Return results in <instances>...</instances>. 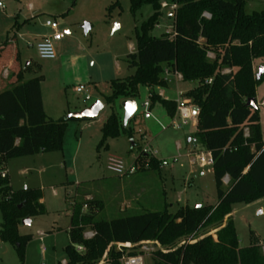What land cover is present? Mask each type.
Instances as JSON below:
<instances>
[{"label": "trees", "instance_id": "obj_1", "mask_svg": "<svg viewBox=\"0 0 264 264\" xmlns=\"http://www.w3.org/2000/svg\"><path fill=\"white\" fill-rule=\"evenodd\" d=\"M76 2L71 0L72 6ZM247 3L248 0H130L134 15L145 6H151L154 14L137 31V54L128 56L129 67L135 73L112 80L111 94L105 103L114 109L118 99L135 100L140 87H146L150 111L161 105L174 118L176 101H167L157 93L158 88L168 86L165 71L178 72L184 82L197 83L183 96L199 108L195 138L213 157L218 201L216 205L200 208L186 206L175 213L165 209L106 220L100 217L103 208L100 201L77 200L70 220V243L65 248L66 264H122L123 256L137 255L143 242H157L162 247L153 252V264H264V245L260 239L252 233L250 245L240 247L232 220L234 205L264 200L261 117L258 108L247 106L249 99L257 101V89L264 81V75L257 80L255 73L257 60L264 66V11L248 15ZM163 4L176 6L173 34L154 37L151 33L163 15ZM116 8L121 9L119 0L109 7V15ZM205 13L211 18H206ZM28 22L16 23L14 28L18 31ZM9 43L10 39L0 47V60ZM17 59L19 55L16 62ZM225 70L230 73H224ZM39 81H24L23 72L12 71L5 80V88L0 90V156L4 163L62 152L68 123L81 120L48 118L41 108ZM131 121L124 126L113 111L101 129L99 147L108 139L121 136L132 139ZM136 168L137 173L148 170L160 173L161 162L141 151ZM226 176L230 179L227 186L223 182ZM42 198L43 192L38 188L12 191L7 178L0 175V239L16 248L22 264L33 236L21 235L19 226L26 218L46 213ZM85 205L88 212H83ZM208 227H214L216 239L212 235L197 239L198 232ZM87 230L94 231L93 238H84ZM184 237L188 238L185 244L177 246ZM126 244L132 247L118 248Z\"/></svg>", "mask_w": 264, "mask_h": 264}, {"label": "rangeland", "instance_id": "obj_2", "mask_svg": "<svg viewBox=\"0 0 264 264\" xmlns=\"http://www.w3.org/2000/svg\"><path fill=\"white\" fill-rule=\"evenodd\" d=\"M119 1L121 9H113L109 15L108 9L115 0H77L75 6L71 0H0V47L10 39L0 60V90L5 88V71H9L5 79L12 71H21L24 81L40 80L41 108L50 119L67 118L97 101L104 106L95 119L68 123L62 152L15 158L9 160L8 165H0V172L9 171L14 190L38 188L43 191L46 213L35 218L31 225L19 226L21 235L33 236L25 249L24 264H63L67 261L68 228L77 200L100 201L103 205L100 217L106 220L165 209L175 213L186 206H209L218 201L211 165L202 168L200 164H190L194 157L193 145L188 140L195 138L197 119L177 129L172 126L177 117L170 118L161 105L151 110L149 116L144 109L149 99L146 87H140L135 99L138 110L130 123L133 138L108 139L99 147L101 129L112 112L124 120L123 98L115 102L114 109L105 103V98L111 94L110 82L135 73V69L129 67L128 56L137 54V31L140 32L141 26L154 14L151 6H145L134 15L130 0ZM162 9L158 26L151 33L154 37L174 29V20L169 15L171 9ZM261 11H264V0H248L246 14ZM47 19H56L62 31H70L62 43H57V58L51 61L41 60L35 48L37 37L51 32L43 28ZM27 20L29 22L18 31L14 28L16 23L23 24ZM87 26L90 31L86 33ZM16 55H19L18 63ZM260 64V60L255 62V73ZM194 84L181 83L177 89L171 80L162 91L168 99L178 101V91ZM81 85L87 88L90 101L84 102L85 95L74 91ZM257 102L264 133V81L257 89ZM148 143L157 151L156 158L167 160L169 167L160 168V173L148 170L124 177L107 170L110 156L121 159L126 167H136V160ZM178 143L181 150L177 149ZM175 158L177 162L173 163ZM88 211L89 208L85 212ZM232 220L240 247L250 245L252 233L264 245V200L234 205ZM1 222L0 213V230ZM215 233L214 227H208L200 230L196 238L212 235L216 239ZM187 240L182 238L177 246L184 245ZM150 248L162 247L154 243ZM139 252L138 247L136 254ZM152 254L145 256V264H153ZM0 264H22L16 248L1 239Z\"/></svg>", "mask_w": 264, "mask_h": 264}, {"label": "built area", "instance_id": "obj_3", "mask_svg": "<svg viewBox=\"0 0 264 264\" xmlns=\"http://www.w3.org/2000/svg\"><path fill=\"white\" fill-rule=\"evenodd\" d=\"M0 7H2V4L0 3ZM163 8H170L172 13L176 10V6H168L167 4H163ZM204 16L208 19L211 18V15L208 13H205ZM44 26L46 28H49L51 30V33L48 35L43 36L35 45L37 54L39 56V58L41 60H55L57 58V53H56V45L57 43L61 42L65 36L66 33L64 31L61 30L60 24L55 20V19H47L44 23ZM174 30V29H173ZM167 34H173V31H167ZM30 47H34L32 44H29ZM209 57L213 58L212 54H209ZM224 73H230V70H225ZM173 74V76L178 80V81H183V77L180 73L175 72V73H169L167 70L165 71V79L166 81L168 80V77ZM211 82V80H210ZM77 94L79 95H85V100L84 102L90 101L91 97L89 95V92L87 90V88L83 85L78 86L77 88H75L74 90ZM159 96L167 101H172L170 99H168V97L164 94V93H158ZM183 94H181L179 92V100L176 101L177 103V113L175 115V117H177V120H173L172 122V126L177 128V129H181L183 126H187L189 120L195 118V116L193 115V105L190 104V102L186 101V100H182ZM144 109L146 111V113H148L150 115V98L146 101V103L144 104ZM179 119V121H178ZM163 129L165 130L166 128L163 127ZM245 136L248 137L249 133L246 130L245 131ZM192 145H193V150H192V157H194V159L192 160V164L193 165H198L200 164V166H204V165H211L213 166L214 164V160L213 157L211 155V153H209L208 151H206L205 149H202L200 147V144L197 140V138H194L191 141ZM177 149H180V145H177ZM142 152L144 153V155L147 156H151V157H155L157 156V151L153 150L150 143H148V145L142 150ZM196 158V159H195ZM161 162V168H166L169 167L170 164L167 160H162ZM177 162V158H175L173 160V163ZM0 165H4V162L1 159L0 156ZM107 170L114 173L115 175H117L118 177H124L127 175H135L137 173V168L134 166H130V167H126L125 164L123 163V161L119 158L110 156L107 160ZM1 178L6 179L7 178V171H1L0 172ZM224 184L227 186L229 185L230 179L228 176H226L223 179ZM88 209V206L85 205L83 207V212H85ZM95 235L94 231L91 230H87L84 233V238L85 239H91L93 238ZM159 245L157 242H143L139 245L140 248V252L137 255H125L123 256V258L121 259L122 264H145V256L148 253H153L154 249H151L150 246L153 245L154 246ZM121 247H125V248H131L132 245L131 244H126V245H120L118 246V248L120 249ZM161 249V248H159ZM78 251H83L82 247H77ZM158 250V249H157ZM264 250V248H263ZM63 264H66L63 263Z\"/></svg>", "mask_w": 264, "mask_h": 264}, {"label": "water", "instance_id": "obj_4", "mask_svg": "<svg viewBox=\"0 0 264 264\" xmlns=\"http://www.w3.org/2000/svg\"><path fill=\"white\" fill-rule=\"evenodd\" d=\"M89 30H90V27L87 26L86 33ZM263 75H264V66H259L258 71H257V75H256L257 80H260ZM247 106L252 107L254 109L258 108L256 99H249L247 101ZM103 107H104L103 104L100 101H97L88 108H85V109H82L80 111H76V112L71 113L68 116V118L81 119V120L95 119L96 117H98V115H99L100 111L103 109ZM122 107L124 110L123 124H124V126H127L129 120L135 116V114L138 110V106H137V103L135 100H125L122 104ZM198 111H199V108L197 106H194L193 107V115L197 116ZM200 207H201V205L195 206V208H200ZM22 224L25 226L31 225L32 220L30 218H26L22 221Z\"/></svg>", "mask_w": 264, "mask_h": 264}, {"label": "crops", "instance_id": "obj_5", "mask_svg": "<svg viewBox=\"0 0 264 264\" xmlns=\"http://www.w3.org/2000/svg\"><path fill=\"white\" fill-rule=\"evenodd\" d=\"M169 15H170V17H172L173 16V14H171V13H169ZM56 20V19H55ZM43 28H46L45 26H43ZM46 29H49V28H46ZM51 31V30H50ZM90 31V30H89ZM88 31V32H89ZM64 32L66 33V34H69L70 33V31L68 30V29H65L64 30ZM51 33V32H50ZM50 33H45V34H43V35H41V36H39V37H37L39 40L43 37V36H45V35H48V34H50ZM66 37V36H65ZM65 39V38H64ZM63 39V40H64ZM62 40V41H63ZM59 43H62V42H59ZM61 45L62 44H59V47L61 48ZM7 71H5L4 72V81L7 79H5V77H7ZM6 74V75H5ZM168 80L169 81H171V80H173V82L175 83V85H176V88L178 89V86L182 83V84H189V83H191V82H184V81H178L174 76H173V74H171L169 77H168ZM168 81V82H169ZM5 83V82H4ZM192 83H195V82H192ZM6 85V84H5ZM197 86V83L196 84H194L193 86H191V85H188L187 86V88L186 89H184V90H182V91H178V92H180L181 94H185V93H187L188 91H190L191 89H193V88H195ZM164 88H158L157 89V93H163V90ZM182 100H186V101H188L187 99H185L184 98V96H182V98H181ZM178 100H179V98H178ZM189 102V101H188ZM264 104V103H263ZM157 106V105H156ZM156 106L152 109V110H155V108H156ZM76 112V111H75ZM151 111H150V115L149 116H151ZM195 118H196V116H195ZM161 125V127H162V129H163V127H165V126H163L162 124H160ZM261 126H262V131H263V125H262V120H261ZM166 128V127H165ZM164 130V129H163ZM165 130H167V128L165 129ZM264 134V133H263ZM151 142V141H150ZM188 142H191L190 140H188ZM177 145H180L179 143L177 144ZM201 147V146H200ZM202 148V147H201ZM203 149V148H202ZM179 150H181V145H180V149ZM8 163H9V161H7L6 162V164L8 165ZM190 164L191 165H193L192 164V159H191V161H190ZM193 166H196V165H193ZM200 167H202L203 168V166H200ZM212 167V166H211ZM7 180L9 181V185H10V188H11V190L12 191H16V190H14L13 189V185H12V181H11V179H10V173H9V171H7ZM42 190V189H41ZM43 192V191H42ZM43 201H44V199L42 198V200L40 201L42 204H43ZM256 203H258V202H256ZM216 205V204H215ZM261 213H262V211H260ZM72 214V213H71ZM37 218V217H36ZM34 219L35 218H33V219H31L32 220V223H33V221H34ZM70 220H71V216H70ZM25 226V225H24ZM69 228H70V226H69ZM69 228H68V231H69ZM65 262H67V261H64L63 263H65Z\"/></svg>", "mask_w": 264, "mask_h": 264}]
</instances>
